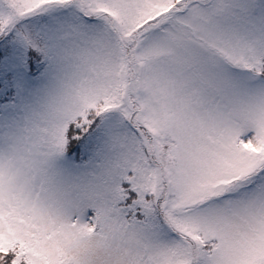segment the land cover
I'll return each mask as SVG.
<instances>
[{
  "label": "snow or ice",
  "instance_id": "6c2138e0",
  "mask_svg": "<svg viewBox=\"0 0 264 264\" xmlns=\"http://www.w3.org/2000/svg\"><path fill=\"white\" fill-rule=\"evenodd\" d=\"M0 264H264V0H0Z\"/></svg>",
  "mask_w": 264,
  "mask_h": 264
}]
</instances>
